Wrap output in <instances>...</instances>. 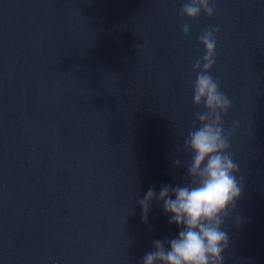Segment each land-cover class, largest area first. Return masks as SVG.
<instances>
[{"label":"water","instance_id":"1","mask_svg":"<svg viewBox=\"0 0 264 264\" xmlns=\"http://www.w3.org/2000/svg\"><path fill=\"white\" fill-rule=\"evenodd\" d=\"M182 2L0 0V264H140L178 235L137 200L186 176L207 26L243 182L225 264H264V0H216L189 36Z\"/></svg>","mask_w":264,"mask_h":264},{"label":"clouds","instance_id":"2","mask_svg":"<svg viewBox=\"0 0 264 264\" xmlns=\"http://www.w3.org/2000/svg\"><path fill=\"white\" fill-rule=\"evenodd\" d=\"M217 13L216 0H183L178 18L183 35L189 36L201 16L209 19ZM219 28L207 26L197 42L203 54L192 64V126L183 140L182 151L189 159L183 164L186 176L182 184L149 188L137 204L142 221L148 223L152 204L162 203L169 224L179 229L171 239H157L140 264H225L224 253L230 247L225 224L243 193L240 166L231 150V137L237 124L226 128L224 121L233 107L220 82L212 75L217 61ZM182 167L179 156L172 161ZM240 217L235 224L239 226Z\"/></svg>","mask_w":264,"mask_h":264}]
</instances>
